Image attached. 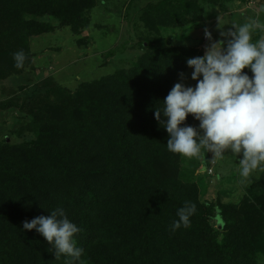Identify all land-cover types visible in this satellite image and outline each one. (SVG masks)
<instances>
[{
    "label": "trees",
    "instance_id": "obj_1",
    "mask_svg": "<svg viewBox=\"0 0 264 264\" xmlns=\"http://www.w3.org/2000/svg\"><path fill=\"white\" fill-rule=\"evenodd\" d=\"M96 1L0 0V80L32 62V36L57 25L79 33ZM226 1L161 0L147 13L158 29H195L209 8ZM46 15L58 24L41 19ZM144 41L146 51L130 68L74 91L37 86L35 136L19 144L0 140V264L71 260L56 259L43 236L23 230L25 220L57 207L82 229L77 264H264V170L240 202L203 200L198 182L180 177V154L167 150L168 133L154 116L189 68L187 59L204 51L164 35ZM20 51L26 59L17 69L13 55ZM186 123L199 124L192 115ZM185 202L197 210L188 227L173 231Z\"/></svg>",
    "mask_w": 264,
    "mask_h": 264
},
{
    "label": "rangeland",
    "instance_id": "obj_2",
    "mask_svg": "<svg viewBox=\"0 0 264 264\" xmlns=\"http://www.w3.org/2000/svg\"><path fill=\"white\" fill-rule=\"evenodd\" d=\"M159 1L97 0L79 33L69 26L57 25L54 31L32 36L29 40L34 53L32 62L22 72L0 80V140L6 137L9 142L19 144L35 136L30 112L37 86L43 87L50 82L51 88L62 86L74 91L82 82L102 78L120 68H130L146 51L145 39L164 35L170 43L181 42L205 51L208 39L199 41L205 29L219 40L218 23L226 30L233 24L250 22L256 25L252 28L253 42L264 36V0H227L224 6L219 4L209 8L206 21L195 29L189 26L158 29L147 11ZM41 19L58 24L48 15ZM148 21L152 22L148 24ZM184 33L187 35L185 42L176 39V35ZM191 72L190 68L182 72L187 76L183 82L194 86L196 81L191 80ZM178 82H182L180 74L176 79ZM54 95L61 97L59 93ZM22 105L26 111L20 109ZM179 157L180 177L185 181H197L201 198L212 202H240L262 172L257 169L249 178L241 177L239 157L231 150L217 158H213L207 149L192 157ZM213 161L214 172L210 174L207 168Z\"/></svg>",
    "mask_w": 264,
    "mask_h": 264
},
{
    "label": "clouds",
    "instance_id": "obj_3",
    "mask_svg": "<svg viewBox=\"0 0 264 264\" xmlns=\"http://www.w3.org/2000/svg\"><path fill=\"white\" fill-rule=\"evenodd\" d=\"M255 26V22L233 24L225 30L218 23L219 40L205 29L209 43L204 54L186 61L195 85L185 84L187 76L180 73L182 82L155 107V119L168 133L169 152L192 157L207 149L217 158L231 150L239 157L241 177L264 170V36L253 42ZM13 59L17 69L24 67L23 51L14 53ZM189 115L198 126L186 123ZM196 210L195 203L185 202L177 210L172 230L188 227ZM48 212L47 216L25 220L23 230H35L43 236L56 259L66 256L71 258L66 264H77L84 254L76 240L82 229L63 207Z\"/></svg>",
    "mask_w": 264,
    "mask_h": 264
},
{
    "label": "built area",
    "instance_id": "obj_4",
    "mask_svg": "<svg viewBox=\"0 0 264 264\" xmlns=\"http://www.w3.org/2000/svg\"><path fill=\"white\" fill-rule=\"evenodd\" d=\"M207 30H209V29H207ZM204 37H205V39H207L205 35H204ZM213 165H214V161L212 162V165L208 166V168H207L208 169V173H210V174L214 172Z\"/></svg>",
    "mask_w": 264,
    "mask_h": 264
}]
</instances>
